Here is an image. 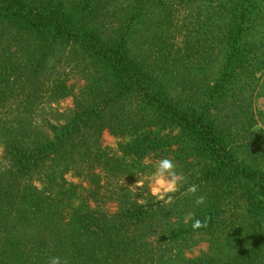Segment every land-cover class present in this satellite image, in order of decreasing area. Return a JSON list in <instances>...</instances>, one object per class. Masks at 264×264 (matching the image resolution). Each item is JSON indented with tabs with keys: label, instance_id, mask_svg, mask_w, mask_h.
Masks as SVG:
<instances>
[{
	"label": "rangeland",
	"instance_id": "1",
	"mask_svg": "<svg viewBox=\"0 0 264 264\" xmlns=\"http://www.w3.org/2000/svg\"><path fill=\"white\" fill-rule=\"evenodd\" d=\"M17 1L41 14L57 4V0ZM59 1L76 27L97 32L107 43L127 34L129 64L155 81L163 79L160 88L183 106L203 102L222 74L236 0H213L207 13L199 0H170L168 6L166 0ZM83 4L90 6L88 14L72 13ZM253 8L250 21L243 25L240 50L233 54L237 75L228 89L234 95L237 86L244 87L239 98L248 100L245 110L252 120L239 128L236 111L230 106L223 110L230 111L229 146L245 164L256 159L260 144L264 146V0H253ZM11 40L16 41L10 48L18 59L9 64L12 75L7 78L13 84L6 90L8 84L0 82L5 89H0V264H48L53 256L63 264H151L156 254L171 255L176 264H229L233 258L232 264H264V228L251 184L221 177L209 190L195 186L196 191H190L199 176L193 165L199 152L181 153L183 143L176 140L181 133L145 110L138 95L118 98V85L87 50L70 42L50 44L46 36L16 35L0 20L1 54ZM211 42L215 46L206 53ZM188 55L198 70L188 69ZM3 66L0 59V72ZM248 84L253 88L247 89ZM62 127L70 134L57 149L22 170L13 150L31 152L45 146ZM133 127L171 143L163 158L175 162L177 177L183 179L164 200L151 195L149 179L162 158H146L143 167L133 168L120 150ZM140 180L143 186H137ZM206 195L217 200L215 230L173 241L171 234H154L150 229L187 227L197 216L196 209L203 207L196 200ZM155 202H160V209L147 217L142 229L124 217L127 208ZM89 213L94 214L93 225L104 231L96 229L98 234L90 235L78 228L89 222ZM138 233L148 246L144 256L135 254L133 243L123 255L113 248L117 237Z\"/></svg>",
	"mask_w": 264,
	"mask_h": 264
},
{
	"label": "trees",
	"instance_id": "2",
	"mask_svg": "<svg viewBox=\"0 0 264 264\" xmlns=\"http://www.w3.org/2000/svg\"><path fill=\"white\" fill-rule=\"evenodd\" d=\"M142 2L145 0H141ZM166 0L165 6H168ZM188 0L187 2H190ZM195 1V0H193ZM203 5L201 10L207 13L211 9L213 0H199ZM235 9L237 10L235 21L230 28V35L226 40L229 52L225 56L222 65V74L216 81V83L210 87L209 92L205 100L201 103L195 101L190 102V105L179 104L178 101H174L169 98L167 90L160 88L158 81L154 78L146 76L141 68L136 67L133 64H129V60L126 58L127 51V34L122 35L117 42L107 43L102 37L95 31L84 30L74 25L73 19L70 14H65L61 10V2L57 0L56 8L48 14H41L35 12L23 5L17 0H0V20L5 21L8 27L15 30L16 35L26 32L36 36H46L50 40V44L57 42H70L77 44L80 47L87 50L100 64L103 65L109 76L115 81L119 87L117 97L121 98L128 93L138 95L143 103L145 110H150L157 114L164 123L172 130H177L181 133L182 137L176 139L182 146L181 153L185 151L189 153L192 150H197L199 157L195 158V168H199V176L196 178L194 186L203 188V191L209 190L210 186H213L219 179L224 178L227 182H239L245 184H251L252 188L257 191L258 198L254 203V208L259 216L260 223L264 228V146L260 144L258 151L256 152V159L250 164L240 162L233 154L231 146H229L228 131V116L229 112L223 111L226 106L233 108L235 116L239 119V128H242L252 120V115H249L248 110H245V104L248 100L242 101L239 95L242 93L244 87L237 86L236 94H231L229 86H232L231 82L236 79V59L233 58L238 50H240L241 37L245 30L243 25L250 21L249 14H252L253 0H236ZM90 6L83 4L79 7H74L72 13L88 14ZM71 13V12H70ZM202 13V12H201ZM212 16H208L210 19ZM210 26H213L209 24ZM128 31H131L128 26ZM248 30V28L246 29ZM127 31V32H128ZM16 44V41L11 40L5 47L4 54L0 53L1 64H5L0 72V82L8 84L6 90H8L10 83L9 77L12 73H9V69L13 64L14 59H17V55L12 52L10 46ZM215 42H211L206 46L207 49L214 47ZM39 49V48H38ZM192 55H188V69L198 70L200 66L196 64V61H192ZM201 61H205L201 59ZM208 60L204 64H208ZM193 64V65H192ZM5 68V69H4ZM7 74L9 77L7 78ZM253 88L251 84H248L247 89ZM2 92V86H0ZM191 95L192 89L187 88ZM238 95V96H237ZM188 101V100H187ZM186 102V100H184ZM189 102V101H188ZM244 105V106H243ZM245 110V111H244ZM244 115V116H243ZM60 133L56 134L55 140L49 142L47 145L36 148L31 152H22L14 149L15 160L22 166V170H27L31 165L37 163L44 157L53 153L63 138L70 134L69 128H60ZM250 135H253L250 134ZM256 138L257 136H253ZM252 141L253 140L252 138ZM171 143L165 138H159L155 132H148L141 128H134L129 134V139L120 145V150L124 158L130 159V165L133 168L143 167V161L146 158H163L169 152ZM188 147V148H187ZM193 153H190L192 155ZM184 156V155H183ZM197 165V166H196ZM229 185V184H228ZM180 193H177L179 195ZM220 195V194H218ZM215 194V198L218 196ZM175 196V195H173ZM204 197V204L202 209L197 208L198 214L195 219H200L206 223V227L200 229H193L190 222L187 227L179 226L175 229V224L161 225L157 228H150L156 231L154 234H162L172 236L173 241H179L183 238H189L194 234H203L211 232L216 229L219 224L218 208L215 206L217 200L214 197ZM160 202L150 203L142 206H132L125 210L127 221L135 228H143L147 217L156 210L159 211ZM94 214H87L86 218L89 222L87 224H80L79 229H82L85 233L90 235L98 234L96 229L98 226H94L93 220ZM91 227H95L92 231H89ZM104 231V229H100ZM118 242L113 243L117 250L124 254V249L131 243L136 244L135 254L138 257L144 256L148 249L147 244L144 242L145 236L142 233L133 234L131 236L117 237ZM92 251V250H91ZM171 255L165 257L156 254L154 258L150 259L151 264H176ZM229 264L236 262L233 258ZM106 263V261L104 262ZM214 264V263H213Z\"/></svg>",
	"mask_w": 264,
	"mask_h": 264
},
{
	"label": "clouds",
	"instance_id": "3",
	"mask_svg": "<svg viewBox=\"0 0 264 264\" xmlns=\"http://www.w3.org/2000/svg\"><path fill=\"white\" fill-rule=\"evenodd\" d=\"M176 164L174 161L162 158L158 164L155 165V170L152 172L149 179L153 183L151 188V195L154 196L158 201L164 200L165 196L169 193H173L177 190L178 179L182 180L183 177H177L175 171ZM144 181L140 180L137 182V186H143ZM190 191L195 192L196 187L192 186ZM168 200L171 201V196L168 197ZM197 205L204 203V197H199L196 202ZM206 227V223L202 222L200 219H194L192 223V228L200 229ZM48 264H63L62 260L58 256L50 257Z\"/></svg>",
	"mask_w": 264,
	"mask_h": 264
}]
</instances>
